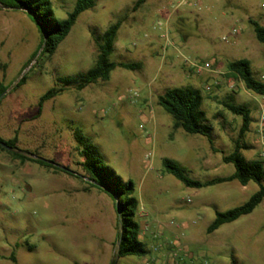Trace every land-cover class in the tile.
Listing matches in <instances>:
<instances>
[{
	"label": "rangeland",
	"instance_id": "obj_1",
	"mask_svg": "<svg viewBox=\"0 0 264 264\" xmlns=\"http://www.w3.org/2000/svg\"><path fill=\"white\" fill-rule=\"evenodd\" d=\"M51 1L58 20L75 4ZM134 2L95 0L49 59L41 53L35 21L21 11L0 10V83L7 86L0 99V137L16 135L23 152L80 176L21 164L0 151V264H14L12 252L16 264H110L113 259V199L85 178L76 129L110 169L132 183L138 202L134 218L147 253L115 264H264V199L251 213L206 232L216 211L246 202L257 183L242 186L232 180L191 188L162 164L171 159L201 182L231 175L234 167L222 156L232 152L241 125V116L223 105L231 96L250 111L241 153L261 160L264 168V125L259 123L264 96L246 90L226 70L228 61L245 58L264 82V43L255 39L250 23L264 25V0H146L133 10ZM117 21L109 61L141 67H115L106 80L82 90L59 82L93 66V38ZM205 62L210 68L202 67ZM23 75L24 83L17 86ZM181 85L201 91L217 151L205 137L173 129L171 116L159 106L166 88ZM50 88L62 91L38 115V99Z\"/></svg>",
	"mask_w": 264,
	"mask_h": 264
},
{
	"label": "trees",
	"instance_id": "obj_2",
	"mask_svg": "<svg viewBox=\"0 0 264 264\" xmlns=\"http://www.w3.org/2000/svg\"><path fill=\"white\" fill-rule=\"evenodd\" d=\"M146 0H135L133 10H136ZM95 6V0H75L73 9L67 16L58 20L53 16L51 0H0V10H17L24 12L32 18L38 25L42 36V50L46 58H50L58 44L68 35L70 29L75 24L78 16ZM253 26L255 39L264 43V25L256 21L250 20ZM120 26V21L109 25L99 36L93 38L97 48V54L93 66L86 72L74 76H66L59 78L65 86H74L77 90H82L86 86L97 81H104L108 78L110 72L115 67L125 69H137L141 67L139 62H111L109 56L114 50V40ZM5 67V65H2ZM228 76L240 80L246 90L257 95L264 96V82L258 80L252 72L248 59L239 58L226 63ZM26 75H23L17 82V86L24 83ZM7 86L0 83V94L5 92ZM62 89L50 88L45 91L38 99L37 114L41 113L43 104L54 98ZM202 93L198 88L181 85L166 88L158 96L159 106L168 113L173 120V129H182L187 134L201 135L205 137L213 151H217L213 147L211 138L212 128L207 122L206 114L201 108ZM228 101L224 102V107L234 115L241 116V125L239 127L236 138L233 140V150L229 154L222 156L224 163H231L234 171L227 177H217L204 182L194 180L186 175L184 168L179 166L171 159H163L162 164L164 170L173 175L177 180L185 186L191 188H201L236 180L240 185L246 186L249 182L258 184V189L248 198L243 204L228 209L223 212L216 211L215 217L206 228L207 233H212L221 225L235 221L241 216L251 213L264 199V185L261 183V175L264 174V168L261 160H247L241 153V149H245L242 140L249 130L250 111L243 104L233 102L231 96ZM74 139L79 146V154L83 160L81 162L82 169L85 172V178L90 182L91 186L106 192L114 203L116 213V236L114 243V255L110 264H115L118 258L126 256H143L147 253L144 243L139 239L140 225L135 220L138 202L133 196V185L129 182H124L122 178L110 169L102 160L97 147L89 141V138L84 136L78 129L74 130ZM0 141L11 147L10 150L0 145V151H5L11 154L21 164L32 162L52 168L55 171L64 172L74 177H80L76 173L70 171L67 167H59L53 164L51 160H44L37 156L36 153L26 151L23 152L16 145L17 136L5 140L0 137ZM115 191L119 192V198L113 194V186ZM118 202L120 215L115 209V202ZM9 259L16 264V259L13 252ZM231 264H234L232 261Z\"/></svg>",
	"mask_w": 264,
	"mask_h": 264
},
{
	"label": "water",
	"instance_id": "obj_3",
	"mask_svg": "<svg viewBox=\"0 0 264 264\" xmlns=\"http://www.w3.org/2000/svg\"><path fill=\"white\" fill-rule=\"evenodd\" d=\"M4 93H5V92H3L2 94H0V99L3 97ZM0 145H1L2 147H4V148L8 149V150L11 149L10 146H8L6 143H4V142H2V141H0ZM115 209H116V211H117V214L120 215V208H119V204H118L117 201L115 202Z\"/></svg>",
	"mask_w": 264,
	"mask_h": 264
},
{
	"label": "built area",
	"instance_id": "obj_4",
	"mask_svg": "<svg viewBox=\"0 0 264 264\" xmlns=\"http://www.w3.org/2000/svg\"><path fill=\"white\" fill-rule=\"evenodd\" d=\"M235 32H236L235 29H233L232 33H235ZM202 67L210 68V63L209 62H205ZM259 121H260L259 123H260L261 126L264 125V116L263 115L260 117ZM263 156H264V153H263Z\"/></svg>",
	"mask_w": 264,
	"mask_h": 264
},
{
	"label": "snow or ice",
	"instance_id": "obj_5",
	"mask_svg": "<svg viewBox=\"0 0 264 264\" xmlns=\"http://www.w3.org/2000/svg\"><path fill=\"white\" fill-rule=\"evenodd\" d=\"M261 179V183L264 184V174L261 175L260 177ZM113 194L117 196V198H119V192L118 191H115V185L113 186Z\"/></svg>",
	"mask_w": 264,
	"mask_h": 264
}]
</instances>
